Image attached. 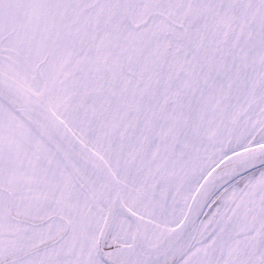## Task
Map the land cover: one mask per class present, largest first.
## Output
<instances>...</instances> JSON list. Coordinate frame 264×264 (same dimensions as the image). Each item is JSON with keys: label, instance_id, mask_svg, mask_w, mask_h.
<instances>
[{"label": "snow or ice", "instance_id": "obj_1", "mask_svg": "<svg viewBox=\"0 0 264 264\" xmlns=\"http://www.w3.org/2000/svg\"><path fill=\"white\" fill-rule=\"evenodd\" d=\"M0 264H264V0H0Z\"/></svg>", "mask_w": 264, "mask_h": 264}]
</instances>
